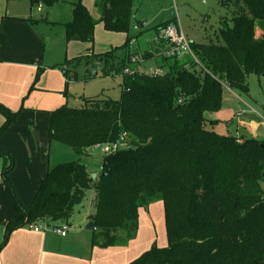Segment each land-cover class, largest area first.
<instances>
[{"label":"trees","instance_id":"1","mask_svg":"<svg viewBox=\"0 0 264 264\" xmlns=\"http://www.w3.org/2000/svg\"><path fill=\"white\" fill-rule=\"evenodd\" d=\"M57 0H30L32 9ZM232 9V26L220 29V44L191 43L198 63L174 60L163 76L134 74L133 40L111 51L76 58L104 63L97 75L120 76V100L84 99L51 112L50 143L79 155L98 145L126 137V148L105 155L94 180L80 161L49 166L30 206L21 204L11 186L14 159L0 149L10 165L1 172L21 217L5 228V247L19 227L45 222H70L74 208L94 193L97 227L94 245L127 246L139 230L140 210L161 201L165 207L168 244L153 247L130 264H264V140L216 131L225 90L249 95L251 75L264 78V0H221ZM96 21L83 0L72 5L73 19L64 24L67 43L93 45L95 29L129 34L134 26V0H96ZM175 18V17H174ZM161 25V29L169 24ZM160 29V30H161ZM2 36L0 44L3 42ZM152 54H144L149 59ZM69 63H73L69 62ZM39 67L32 89L42 76ZM68 84L76 74L67 70ZM19 112L0 104L5 123L0 137L17 123Z\"/></svg>","mask_w":264,"mask_h":264},{"label":"rangeland","instance_id":"2","mask_svg":"<svg viewBox=\"0 0 264 264\" xmlns=\"http://www.w3.org/2000/svg\"><path fill=\"white\" fill-rule=\"evenodd\" d=\"M77 1L57 0L50 7L41 4V13L38 11L39 6L35 9L31 8L30 0H4L0 9V17L7 9L9 16L24 20L44 40L50 39V45L48 44L44 52L43 65L51 67L52 71L57 72H59L61 67H66L73 74H76V80L68 85V92L70 93L69 107H81L84 99L106 98L115 101L120 100L123 92L120 76L102 77L99 75L95 79L90 77L89 74L93 70L95 71L97 68H99V72L100 69L103 70L104 63H101L100 67H96L95 64L87 63L86 60L82 62L76 61L78 57L88 54L99 55L109 50L120 48L125 44L127 37H137L134 39V49L138 53L137 56L143 60V55L151 52L150 46H154L153 41L157 40L161 25L173 20L185 33L187 39L191 43L196 44L209 42L220 44L222 41L218 36L220 29L232 26V9L223 7L220 3L221 0H134V21H141L143 25H139L137 30L134 29V26L128 35H124L107 32L102 24H98L95 30L94 44L89 47L81 42L67 43L66 40L64 24L72 21V5ZM83 1L90 9L92 17L98 21L100 16L94 9L96 0ZM1 2L2 0H0ZM172 14H174L175 18H172ZM0 19H2V22L6 20V18ZM156 52L159 56L147 62L148 64L142 72L148 73L150 69H162L167 73L171 72L174 61L166 63L163 61L160 50L156 49ZM72 61L73 63H69ZM247 84L249 86V95L236 90H225L220 110L215 114H208L207 117L214 116L218 120L216 131L219 133L226 134L229 131L233 135L241 136L243 132L244 136L248 138L264 140V122L260 123V126L255 129V126L250 124L245 127V120L242 119V115L249 117L251 116L250 114H253L258 117V114H254L253 109L257 113L263 114L264 78L251 75L247 80ZM256 121L259 122L258 120ZM51 154V167L80 161L86 165L90 173L97 175L101 172L103 157L105 156L101 149L97 147L88 149L86 155L82 156L72 148L55 142L53 143ZM15 164L16 162H14V169L9 175L11 176V186L21 204L25 206L23 204L24 201L29 200L31 204L32 188L35 185L39 188L41 181L33 179L28 182V186H24L27 181L21 171L13 176L16 170ZM95 211L96 208L91 197V191H88L83 204L74 208L70 222L66 223H71V226L76 231L82 229L87 232L86 234L90 233L92 235V233L96 232L88 231L85 228L89 223L87 222L89 216L94 214ZM140 215V229L138 231L139 241L143 243L144 247L142 253L150 251L153 247H166L168 237L164 203L158 201L151 209L142 210Z\"/></svg>","mask_w":264,"mask_h":264},{"label":"crops","instance_id":"3","mask_svg":"<svg viewBox=\"0 0 264 264\" xmlns=\"http://www.w3.org/2000/svg\"><path fill=\"white\" fill-rule=\"evenodd\" d=\"M3 2L4 0L0 3V9ZM87 9L91 14L90 9L88 7ZM39 12L42 13V10ZM96 12L99 14L97 10ZM8 13L9 11L5 9L0 17L6 18L4 22L0 19V40L2 36L3 41L0 44V104L13 113H19L17 123L10 126L0 137V149L12 156L16 162L13 176L21 171L27 181L24 186H28V182L33 179L42 181L49 166L52 165L53 143L49 140L51 112L68 104L70 93L68 92V81L63 73V70L67 68L61 67L59 73L43 65L44 52L48 44L50 45V39L44 40L30 24L18 17L9 16ZM99 16L101 17L100 14ZM153 45L154 48L150 46L152 53H146H151L152 57L147 60L143 59L144 62L139 71L144 70L147 62L159 56L156 49L161 50L162 44H156L153 41ZM163 61L168 63L164 58ZM92 64L96 67L101 66L97 62ZM39 67H43L44 71L32 89ZM228 91L231 90L228 89ZM253 112L255 115L258 114L259 118L250 114L249 117L242 115V119L245 120V127L250 124L256 129L260 123L264 122V112L259 114L255 109ZM209 118L217 120L214 116ZM4 123L5 117L0 114V128ZM241 134L244 136L243 132ZM9 165V159L0 155V245L5 239L7 225L18 221L21 217L15 208L9 189L2 181L1 172ZM9 177L11 181V176ZM32 189L31 203L39 188L35 185ZM19 196L21 197L20 194ZM91 197L94 201L93 192H91ZM28 202L29 200L24 201L23 204L28 207L27 205H31ZM156 203L158 202L152 203L146 209H141L140 212L151 209ZM45 223L50 226L47 231L35 232L29 225L14 230L0 252V264H130L144 254L142 253L143 243L139 241V231L136 239L127 246L100 248L94 245L95 233L86 234L87 232L82 229L76 231L70 223L68 235L62 237L53 231V228L60 226L62 222Z\"/></svg>","mask_w":264,"mask_h":264},{"label":"built area","instance_id":"4","mask_svg":"<svg viewBox=\"0 0 264 264\" xmlns=\"http://www.w3.org/2000/svg\"><path fill=\"white\" fill-rule=\"evenodd\" d=\"M42 7L39 5L38 11H41ZM138 26H135L134 29H138ZM156 44H162V48L160 50L161 56L165 60L174 59L186 65L188 68L187 59H191L198 63V60L192 50L191 42L187 39V36L182 31L177 23H171L165 28H162L159 32L157 40H155ZM135 41L133 40L132 44ZM144 60L140 59L138 56L132 57V64L135 65L134 68L128 67L124 70V74L126 75H134V74H144V75H155V76H163L167 72L162 69L153 70L150 69L148 73L139 71V68ZM66 79L68 77L67 71L63 70ZM93 75H97V70L92 72ZM68 81V79H67ZM126 137L122 136L117 142L112 144L98 145L97 148H100L104 155L115 154L121 149L126 148ZM29 227L35 232L47 231L50 229V226L47 223L40 224H30ZM53 231L62 236L66 237L70 231V226L67 223H62L60 226H56L53 228Z\"/></svg>","mask_w":264,"mask_h":264},{"label":"water","instance_id":"5","mask_svg":"<svg viewBox=\"0 0 264 264\" xmlns=\"http://www.w3.org/2000/svg\"><path fill=\"white\" fill-rule=\"evenodd\" d=\"M172 18H174V14H172ZM91 177L95 180L97 177V174L91 173ZM86 230L91 231V232H96L97 227L93 221H90L88 225L86 226Z\"/></svg>","mask_w":264,"mask_h":264}]
</instances>
